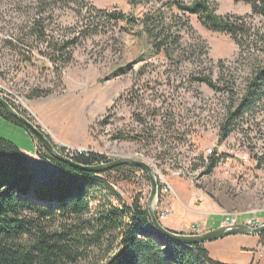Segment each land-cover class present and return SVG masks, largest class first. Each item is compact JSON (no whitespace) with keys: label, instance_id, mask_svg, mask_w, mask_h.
<instances>
[{"label":"rangeland","instance_id":"rangeland-1","mask_svg":"<svg viewBox=\"0 0 264 264\" xmlns=\"http://www.w3.org/2000/svg\"><path fill=\"white\" fill-rule=\"evenodd\" d=\"M174 1L135 0L131 5L129 0H0V85L7 90V97L20 104L27 114L24 117L30 118L64 157L56 144L144 162L167 176L169 182L183 180L192 192L201 193L197 206L206 208V214L244 216L264 211L263 105L260 103L252 116L232 126L225 141L217 138L216 128L221 110L236 107L235 100L243 91L258 46L247 40L242 46L225 34L207 31L196 16L184 15L172 6ZM211 1L219 16L233 15L247 18V24L251 22L249 5L233 0ZM100 10L106 13L99 14ZM114 10L132 14L142 22L135 26L115 25L107 16ZM161 14L164 20L159 24ZM260 19L255 18L253 25L260 26ZM146 23L153 26L145 27ZM149 27H153L154 37ZM72 41L75 44H68ZM197 76L209 77L219 90L196 82ZM165 80L183 83L185 89L178 102L171 98L169 90L160 99L154 96L157 83L156 89ZM188 110L200 112L201 116L193 119L191 112L183 115L179 134L169 138L173 141L172 151L177 149L175 155L182 160L181 165H172L166 162L168 158L159 156L165 138L150 145L147 135L151 128L156 135L158 127H167L170 113ZM203 110L207 113L203 114ZM190 124L197 133L182 137ZM137 132L142 134L139 141L128 138ZM114 136L119 138L114 140ZM177 136L178 141L173 140ZM0 137L11 141L25 155L33 157L37 153L39 143L34 136L1 117ZM248 145L262 162L251 158L249 163H241L236 151ZM214 146L221 147L229 166L196 173L192 176L195 181L174 175V170L191 167L205 149ZM37 159L30 158L26 163L35 181L52 183L58 169L41 162L38 156ZM104 178L124 202L131 203L141 195L146 207L150 183L143 171L123 169ZM108 196L98 193L96 199ZM112 201L119 205L115 199ZM157 204L155 201L154 210L159 219L162 210ZM96 205L93 202L91 206ZM193 217L188 216V220ZM221 220L210 218L211 223ZM61 224L49 219L40 222L47 232L60 230ZM184 230L185 235L193 232L192 227ZM154 238L162 242L160 237ZM204 247L211 259L224 264H243L246 258L239 245L227 244L223 239ZM107 257L105 248L95 249L72 264H100Z\"/></svg>","mask_w":264,"mask_h":264},{"label":"trees","instance_id":"trees-1","mask_svg":"<svg viewBox=\"0 0 264 264\" xmlns=\"http://www.w3.org/2000/svg\"><path fill=\"white\" fill-rule=\"evenodd\" d=\"M134 1L129 0V3L133 5ZM233 1L250 6L249 24L247 18L219 16L211 0H175L172 3L182 14L196 16L207 31L225 34L242 46L246 40L258 46V55L244 81L243 91L238 93L235 100L236 107L230 111L228 109L226 113L221 127L222 141L229 137L234 128L232 126L252 116L260 103L264 107V0ZM97 12L106 13L101 10ZM107 16L115 25L125 23L127 26H135L142 22L134 15L120 10H114ZM257 17L261 18L260 26L252 23ZM163 20V14L159 15V24ZM144 26L153 25L146 23ZM149 28V34L154 37L153 27ZM68 44L75 43L72 41ZM194 80L219 90L207 76H197ZM0 117L24 129L1 106ZM167 118L170 121L164 127L166 130L154 135V128H151L146 139L150 141L147 144L152 145L165 138L161 144L168 146L164 156H169L172 151L173 141L169 138L179 134L176 129L178 117L170 113ZM138 121H141L139 117ZM195 133L192 126H188L182 137ZM141 136L137 132L128 138L139 141ZM118 138L112 137L114 140ZM178 139L177 136L173 140ZM36 154L41 162L51 163L58 169L59 174L52 183L36 182L26 166L29 157L11 141L0 137V183L4 185L3 192H0V264H72L101 248H105L108 257L100 264H224L211 259L204 245L184 246L159 235L151 226L142 196L138 195L131 203H126L104 178L112 172L123 169L139 171L138 168L121 166L102 174H94L55 160L40 144ZM103 160L98 154H92L90 158H80L77 162L95 166L101 165ZM216 162L214 160L209 166L208 173ZM103 192L109 196L104 197V200L96 199V195ZM112 199L119 202V205H115ZM93 202H97L98 207H92ZM48 219L62 222V228L53 232L45 231L40 222ZM155 236L160 237L162 242ZM260 236L262 241L264 233Z\"/></svg>","mask_w":264,"mask_h":264},{"label":"built area","instance_id":"built-area-1","mask_svg":"<svg viewBox=\"0 0 264 264\" xmlns=\"http://www.w3.org/2000/svg\"><path fill=\"white\" fill-rule=\"evenodd\" d=\"M160 83L162 84V87H159L158 89H156L157 88L156 86L159 84V83H157V85L155 86V90H154V92H155L154 96H157V98L160 99V95H162L165 90H166V92L169 90V92H172L171 98L175 99L174 100L175 102H178L177 98L183 93V90L185 89L184 85H182L183 83H181L179 81H172L171 83H168L166 80L163 82H160ZM193 89L196 91H198V90L202 91L201 87L200 88L194 87ZM6 92H7V90L3 86L0 85V97L5 99L6 101H8L11 104V106L15 109V111L18 112L19 114H21L23 117L25 115H27L21 109L20 104L18 102H16L15 100H12L6 96ZM170 101H172V100H170ZM198 109L200 110V108H198ZM210 110H211V108H209L207 112H210ZM205 111L206 110H203V114L207 113ZM221 111H222V115H220V117H221L220 121L216 124V128H217L218 135H219V137H217L218 139H221V127H222V124L224 123V120L226 118V113H227L226 109L221 110ZM189 113L193 119L201 116L200 112L195 113V111H192V110H188L186 113L180 112V113L175 114L178 117L176 120V127H177L176 129H179L180 127H182V125H183L182 119L184 117L183 115H188ZM212 114H214L213 111H212ZM206 116H209V115H206ZM29 119L30 118H28V120ZM202 122H204V121L202 120ZM189 126H192V125L190 124ZM158 129H159V132H164L166 130L164 127H158ZM45 130H47V129H45ZM193 130L196 131L195 129H193ZM43 131H44V129H43ZM178 132H179V130H178ZM196 133H197V131H196ZM172 145H173V143L171 144V147H172L171 149L173 150L174 147ZM167 147H168L167 145H163V146L160 145L159 156H162L161 154L164 153V151L167 149ZM56 150L60 153H63L65 155V157H67L68 159L73 160V161H77L80 158H86L87 159V158H90L92 154H96L92 150H89V149L70 147V146L65 145V144H56ZM177 151H178L177 149H175L174 151H171V154L169 156H164V154H163V156L165 158H168L166 162L169 161V163H171L172 165H181L182 160L180 158H177V156L175 155ZM223 152L221 151L220 146H214L213 148L205 149L203 151V153L201 155H199V161H197L196 164L192 165L191 167H189L187 169H185V168L176 169V170H174V175L179 176V177H184L185 180L188 179L191 181H195L194 179H192V176H194L196 173H198V174L208 173V168L214 160H217V162H216L215 167L212 170H214L217 166H221L224 164L229 166L227 163V162H229V159L228 158L224 159V155H223L224 153ZM236 152H237V154H239V159H240L241 163H243V164L249 163L251 158L255 159V161H259V162L261 161L260 156L255 153L254 148L251 147L250 145H248L247 147H243V149L237 150ZM99 156L104 158V160L101 162V165H105V164L109 163L110 161L118 159L115 157L109 158L108 155H105L106 157L103 155H99ZM113 156H114V152H113ZM159 159H161V158H159ZM95 165H97V164H95ZM226 170L227 169H225V171ZM154 175L156 177L157 185H158V191H157L158 192V197H157L158 200L157 201L159 203V201H161L162 199H166V198L170 197L171 195L173 196L174 191L171 187L169 180H167L168 179L167 176H165L164 174H162L160 171H157V170L154 171ZM165 177H167V179ZM238 224H243L249 228H257L258 226H260L259 221H257L254 218L242 219L241 216H238V215H233V214H223L222 215L221 227H233V226H236ZM192 228H193L192 233L195 234L198 230V227L193 226Z\"/></svg>","mask_w":264,"mask_h":264},{"label":"water","instance_id":"water-1","mask_svg":"<svg viewBox=\"0 0 264 264\" xmlns=\"http://www.w3.org/2000/svg\"><path fill=\"white\" fill-rule=\"evenodd\" d=\"M0 106L11 117L19 121V123L23 125L24 129H26L31 135L34 136L36 141H38V143L52 158L66 165H69L72 168L83 170L89 173L102 174L111 171L113 168H116L118 166L129 165L143 171L147 175L150 183V194L147 199L146 208L150 215L151 226L160 235L164 236L165 238L175 243H179L184 246L205 245L211 242L222 240L229 236H236V235L260 236L262 233H264V224L258 226L257 228H249L243 224H238L233 227H219L214 230L205 233L195 234V235H185L167 230L161 225L157 215L155 214L154 203L155 201H157V197H158V192H157L158 185L154 172L148 164L141 161L132 160L129 158H119L105 165L85 166L83 164L78 163L77 161L70 160L57 153L55 151L54 145L45 136V134L31 121H29L28 119L20 115L18 112H16L15 109L11 106V104L1 97H0Z\"/></svg>","mask_w":264,"mask_h":264},{"label":"crops","instance_id":"crops-1","mask_svg":"<svg viewBox=\"0 0 264 264\" xmlns=\"http://www.w3.org/2000/svg\"><path fill=\"white\" fill-rule=\"evenodd\" d=\"M52 137L56 139V134L54 132ZM28 157L29 160L30 158L38 160L36 153L33 157ZM170 182L174 195L171 198L162 199L159 208L162 210V218H159V221L165 229L175 233L185 234L186 231L184 229L186 227L191 228L196 226L198 230L195 234H200L221 227V222L211 223L210 221L211 216L222 218L219 213L214 212V214H206V208L197 206L198 198H201L202 195L201 193L192 192L194 190L189 189L183 180L172 179ZM191 215H194V217L188 220V216ZM241 218H254L262 225L264 224V211H258L255 214H245L241 216ZM191 233L192 232L189 234L195 235ZM223 240H225L227 244L239 245L240 253L246 256L243 264L264 263V243H261V236L236 235L226 237ZM257 256H259V258Z\"/></svg>","mask_w":264,"mask_h":264},{"label":"snow or ice","instance_id":"snow-or-ice-1","mask_svg":"<svg viewBox=\"0 0 264 264\" xmlns=\"http://www.w3.org/2000/svg\"><path fill=\"white\" fill-rule=\"evenodd\" d=\"M3 189H4L3 183H0V192H3Z\"/></svg>","mask_w":264,"mask_h":264},{"label":"bare ground","instance_id":"bare-ground-1","mask_svg":"<svg viewBox=\"0 0 264 264\" xmlns=\"http://www.w3.org/2000/svg\"><path fill=\"white\" fill-rule=\"evenodd\" d=\"M110 162H112V161H110ZM121 166H129V165H121ZM121 166H118V167H121ZM118 167H116V168H118ZM130 167H133V166H130ZM133 168H136V167H133ZM113 169H115V168H113ZM140 170V169H139ZM160 235V234H159ZM162 236V235H161ZM162 237H164V236H162ZM165 238V237H164Z\"/></svg>","mask_w":264,"mask_h":264}]
</instances>
